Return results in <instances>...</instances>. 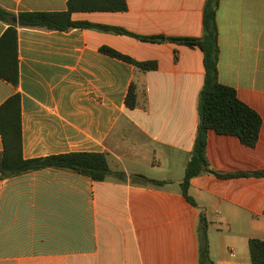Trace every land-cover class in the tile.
I'll return each instance as SVG.
<instances>
[{
  "label": "crops",
  "instance_id": "crops-1",
  "mask_svg": "<svg viewBox=\"0 0 264 264\" xmlns=\"http://www.w3.org/2000/svg\"><path fill=\"white\" fill-rule=\"evenodd\" d=\"M207 0H127L124 12H76L74 21L118 27L69 31L23 27V12H62L68 0H0V38L18 29L20 82L0 78V106L19 93L27 159L104 153V181L54 168L0 179V264H200L208 221L215 264H253L264 240V177L203 174L182 193L197 137L204 53L168 38H201ZM17 19V23L14 20ZM219 80L262 118L257 145L209 131L207 159L219 173L264 171V0H220ZM103 46L157 68L142 71ZM139 105L127 108L131 84ZM3 141L0 135V159ZM166 181L135 182L133 176Z\"/></svg>",
  "mask_w": 264,
  "mask_h": 264
},
{
  "label": "trees",
  "instance_id": "trees-1",
  "mask_svg": "<svg viewBox=\"0 0 264 264\" xmlns=\"http://www.w3.org/2000/svg\"><path fill=\"white\" fill-rule=\"evenodd\" d=\"M220 0H207L204 11V34L201 38H168L176 43L187 46H198L204 53L206 69L205 84L200 93V122L192 158L186 167L182 182V193L195 205V200L189 194L191 181L203 174H213L220 178L231 177H264V171L219 173L211 168L207 159V144L209 131L221 135L238 138L247 147H255L259 141L262 118L254 109L241 101L235 88L224 85L219 80V28L217 11ZM128 9L127 0H68V10L62 12H23L18 16L23 27L41 28L47 30L69 31L74 28L98 29L108 32L134 35L138 38L155 41L159 37H140L125 29L74 21L76 12H124ZM12 15L0 7V19L10 22ZM104 54L121 59L135 65L142 71L154 70V61L139 62L121 54L111 47L103 46ZM0 78L19 86V38L18 29L10 25L0 38ZM125 104L129 109L138 105V87L133 82L127 93ZM0 135L3 141V152L0 159V179H8L23 174L47 168L70 171L88 176L94 181H104L111 174L107 155L104 153L74 152L61 155H51L27 159L23 154V126L21 96L19 93L11 96L0 106ZM135 182L162 186L166 181L150 179L143 175L133 176ZM208 236V221L201 216L199 224V262L200 264H215L210 257ZM249 255L253 264H264V240L254 238L249 241Z\"/></svg>",
  "mask_w": 264,
  "mask_h": 264
},
{
  "label": "water",
  "instance_id": "water-1",
  "mask_svg": "<svg viewBox=\"0 0 264 264\" xmlns=\"http://www.w3.org/2000/svg\"><path fill=\"white\" fill-rule=\"evenodd\" d=\"M14 22L17 23V19H15ZM0 169H1V166H0Z\"/></svg>",
  "mask_w": 264,
  "mask_h": 264
}]
</instances>
